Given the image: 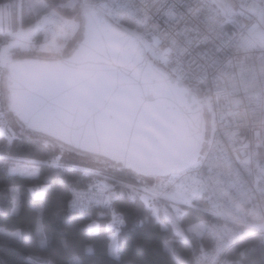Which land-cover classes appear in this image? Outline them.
I'll return each mask as SVG.
<instances>
[{
	"label": "snow or ice",
	"instance_id": "snow-or-ice-1",
	"mask_svg": "<svg viewBox=\"0 0 264 264\" xmlns=\"http://www.w3.org/2000/svg\"><path fill=\"white\" fill-rule=\"evenodd\" d=\"M186 3L0 0V264H109L82 258L98 255L79 238L83 224L103 235L99 252L114 264H264V57L258 67L229 60V72L213 74L225 106L214 110L200 88L224 63L222 49L264 50V0L188 7L197 20L205 8L236 29L207 26L218 44L196 72L192 61L185 67L194 31L180 10ZM241 90L258 105L260 131L254 144H237L239 130L229 127L225 144L216 119L240 118ZM50 171L70 197L50 224L44 205L21 219L19 189L9 185L36 180L44 187L28 191L38 196ZM129 214L155 229L160 258H122Z\"/></svg>",
	"mask_w": 264,
	"mask_h": 264
},
{
	"label": "built area",
	"instance_id": "built-area-1",
	"mask_svg": "<svg viewBox=\"0 0 264 264\" xmlns=\"http://www.w3.org/2000/svg\"><path fill=\"white\" fill-rule=\"evenodd\" d=\"M229 3L233 4L237 10H239L240 0H228ZM196 8L198 6V0H187V3L184 7L180 10L184 13L185 19L192 22V27L194 31L189 34V38L192 39V43L187 45V54L185 56V67H189L188 61H192L191 66L189 67L190 71L196 72V63H203L201 59V55L207 49L209 54L216 52V45L218 44V40L216 39L215 34L211 32H207L206 28L209 25H219L223 23V31L229 35L236 31L234 26L230 22H224V18L220 15H217L214 12H208L207 9L201 8L200 12L197 13L198 20L194 18L193 13L189 12L187 9L188 7ZM215 7V5H213ZM161 30L166 31L169 30L168 26L164 23L163 19L160 20ZM183 27V21L176 26L174 31H179ZM203 33L201 36L196 35V28ZM204 36H207V42L204 41ZM181 41L184 40V37H179ZM199 44V47H197ZM221 59L224 61L223 64L216 66L213 70V73H210L207 80L200 85L201 88V96L207 94L211 96V103L213 104V108L217 107V104L220 106H225L228 104V100L225 99L223 95L219 97L217 101V97L215 95L216 88L213 79V74L215 72L226 74L230 71L228 68V61L231 60L232 64L235 65L240 60H244L249 66H259L260 60L264 57V50L259 49L256 47L248 52H239L237 53L233 48H224L220 53ZM238 87V85H237ZM231 90V87L230 89ZM239 99L241 100V107L239 109L240 118L234 120L231 116H225L223 120L220 119L219 115L216 119V136L218 139L223 141L225 144L228 143L226 136L224 135L227 128H238L239 130V140L237 144L241 143H250L254 144L255 141V134L257 131H260L259 124L252 123L253 120V113L257 112L258 105L254 100H249L247 96L241 90L239 92ZM206 113L207 110H205ZM226 111V108H225ZM209 114V113H208ZM210 121H211V115ZM211 127L210 126L208 128ZM259 155V154H258ZM260 156V155H259ZM261 157V156H260ZM263 158V157H262ZM248 178V177H246ZM250 179V178H249ZM70 192V191H69ZM70 197V193H69Z\"/></svg>",
	"mask_w": 264,
	"mask_h": 264
},
{
	"label": "trees",
	"instance_id": "trees-1",
	"mask_svg": "<svg viewBox=\"0 0 264 264\" xmlns=\"http://www.w3.org/2000/svg\"><path fill=\"white\" fill-rule=\"evenodd\" d=\"M25 149L27 145L24 146ZM258 154L264 158V148L258 149ZM49 178L50 187L48 191L42 193L40 196H33L28 189H37L43 184L36 180H28L23 177H16L15 181L9 185V187H16L19 189L18 199L21 204V219L30 214V209L34 206L44 205L46 208L45 222H51V212L56 206L62 204L66 198H69V189L65 184H61V176L55 171L46 172L45 176H41L40 180ZM70 179V177L66 178ZM100 223V221H97ZM126 226L122 230L121 244H122V258L125 261L139 260L145 262H152L160 258L157 250V242L154 236L155 229L150 227H142L139 225L138 219L129 214L126 222ZM81 232L80 239H83L87 244H94L98 249V255L96 257L83 256L85 260L91 259H104L109 264H114L113 258L105 256L99 252L100 244L103 241V235H97L95 233H88L85 229L86 224L80 226ZM106 231V229H104ZM37 255L42 253L37 252ZM258 257V253H256Z\"/></svg>",
	"mask_w": 264,
	"mask_h": 264
},
{
	"label": "rangeland",
	"instance_id": "rangeland-1",
	"mask_svg": "<svg viewBox=\"0 0 264 264\" xmlns=\"http://www.w3.org/2000/svg\"><path fill=\"white\" fill-rule=\"evenodd\" d=\"M206 126H207V127L210 126V116H209L208 113H206ZM41 187H43V186H40L39 188H41ZM39 188H37V190H38ZM40 195H41V194H40ZM40 195H38V196H40Z\"/></svg>",
	"mask_w": 264,
	"mask_h": 264
},
{
	"label": "water",
	"instance_id": "water-1",
	"mask_svg": "<svg viewBox=\"0 0 264 264\" xmlns=\"http://www.w3.org/2000/svg\"><path fill=\"white\" fill-rule=\"evenodd\" d=\"M201 123L206 125V111L201 116Z\"/></svg>",
	"mask_w": 264,
	"mask_h": 264
}]
</instances>
